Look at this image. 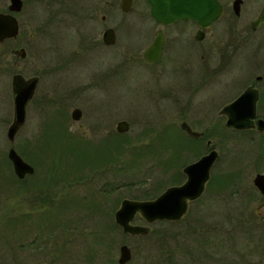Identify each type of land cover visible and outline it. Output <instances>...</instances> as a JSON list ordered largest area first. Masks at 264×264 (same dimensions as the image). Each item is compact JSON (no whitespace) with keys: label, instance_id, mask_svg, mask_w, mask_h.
<instances>
[{"label":"rangeland","instance_id":"obj_1","mask_svg":"<svg viewBox=\"0 0 264 264\" xmlns=\"http://www.w3.org/2000/svg\"><path fill=\"white\" fill-rule=\"evenodd\" d=\"M120 1L26 0L23 33L29 37L35 30V41L30 38L24 41L27 56L20 61L19 72L25 76L41 73L44 81L38 89L37 103L29 108L25 127L11 142L7 131L13 121L14 70L3 72L0 264H100L99 260L119 264L120 246L124 243L133 251L128 264L256 262L259 260L256 231L252 230L251 240L240 222L237 203L240 196L230 193L227 183L241 179L252 184L258 166L250 153H255L260 144L250 141H257L258 134L220 130L224 121L218 115L249 82H256V76L264 74V30L253 33L248 40L245 38V26L258 14L264 0H246L239 16L232 7L234 0H221L225 12L205 40V44L208 40L215 42L210 59L209 56L202 59L199 52L200 68L209 59L219 70L200 90L199 100L191 105L196 115L192 110L188 114L194 129L206 131L203 140L189 137L181 129L182 120L172 117L171 111L181 106L153 96L154 90L169 83L186 86L197 76L198 64L190 62L194 66L191 70L168 81L156 80L143 64H133L140 60L137 53L141 56L161 26L151 16L148 0H135L130 13L121 10ZM109 27L115 29L117 39L113 46L106 47L102 36ZM177 27L182 29L184 24ZM172 32L170 35L176 36L180 30ZM184 35L189 37L190 30ZM170 42L168 50H173ZM176 46L181 60L182 56L188 58V52L195 53L186 43ZM51 91L56 98L67 100L59 107L68 118L67 124L60 109L39 105V99ZM87 101L96 108H90ZM77 106L87 108L90 116L85 113L80 121L71 119ZM117 118L130 123L125 136L118 135L125 142L122 149L112 148L118 139L115 136L113 141V135H109L108 140L99 141L94 148L82 143L78 152L66 151L71 143L65 137L66 129L74 136L101 122L102 132H112ZM215 127L219 131L210 137L209 129L213 131ZM209 138L214 139L221 157L205 193L191 204L183 221L169 229L152 225L157 232L150 236L124 234L115 223V212L122 200L153 199L169 186L183 183L184 166L208 153ZM12 146L36 166V174L29 179L31 184L37 182V188L43 189L49 182L48 169H53L52 184L45 186L51 192L44 190L53 197L51 207L32 214V198L21 197L19 178L8 158ZM100 147L106 152L103 158L97 155ZM137 223L144 222L138 219ZM221 226L224 230L219 232L216 244L212 234ZM162 233H171L167 241L161 242ZM202 239L206 244H201ZM248 248L252 255L246 253Z\"/></svg>","mask_w":264,"mask_h":264},{"label":"flooded vegetation","instance_id":"obj_2","mask_svg":"<svg viewBox=\"0 0 264 264\" xmlns=\"http://www.w3.org/2000/svg\"><path fill=\"white\" fill-rule=\"evenodd\" d=\"M245 1L246 0H242V2H241V10H240V13L237 14L238 16L242 12V6L245 4ZM11 5H12L11 0H0V13L11 14L12 16L15 17V19L17 21V25H18V31H17V34L15 36L6 37L2 41H0V136L2 139H3V88H2L3 87L2 86L3 72L7 74L8 72L14 70V73H13L12 79H11L12 81H13V77L16 74H22L23 76H25L23 73L19 72V70H20L19 69V63H20V61H22V59H25L27 56V49L24 46V41H28L29 38L32 41H35V30L33 33H31L29 35V37H27V34L23 33L22 14H23V11L26 7V0H22V7L20 10H17V11L12 10ZM223 5H224V11H223V14H224L226 8H225L224 3H223ZM232 7H233V5H232ZM263 8H264V4L260 8V10L258 11V14L250 21V24H249V22L246 24L245 31L247 34H245V38L247 40L251 38L253 33L258 34V32L260 33L261 30H264V21H260L259 23H256L261 12H262V10H263ZM103 18L105 19V16ZM221 18H222V16L218 20L213 22L210 26L205 27V28L201 27L199 23H197L193 20H180V21H176V22L171 23V24H162V23H159L157 20L154 19V21L158 25H160L161 27H159L157 29L155 37L153 38L151 43L148 46H146V48L141 52V56L139 53H137V57L140 58V60H137V62L135 61L133 64H143L144 66H146L148 68V70L152 73V76H154L156 80H158V78H161V79H165L167 81L171 80L173 77L175 78L178 73L184 75L188 70H191V68H193L194 66L190 65V64H192L190 62H196L198 64V68H200L199 52H201L202 59H206V56H209V59H210L211 52H213L212 49L214 50L215 42L213 40H208L207 43L205 44V40H207L209 37V36L207 37L209 30ZM182 23L184 24V27H182V29H179L178 27H181L183 25H179L178 27H177V25L182 24ZM160 30H162L164 32V36H165V44H164L163 52L161 54V58L157 62H149L145 58V50L153 43L154 39L156 38V36ZM179 30H180L179 35H176V36L170 35L172 31L176 33V31H179ZM187 30L188 31L190 30V36H191V33L194 34L193 39H191L190 36L186 37V35H184V33ZM170 38H173V41H171ZM253 38H255V35L253 36ZM102 41L106 45V47H110V46H113L115 44V43L111 44V45L106 44L104 41V33L102 36ZM170 41L172 42L173 50H168V46H170L168 44ZM188 41H189V43H188ZM179 43H186L187 47H192L194 49L195 53L193 54L191 52H188L190 56L188 55V58H184L182 56V60H181L179 57V53H180L179 48L176 46V44H179ZM191 56L194 58H191ZM209 59H208V61H206L205 65H203V67L200 68L197 76L192 81H189V83L186 86H181V87L178 85L173 86L171 83H169V85L166 84V85L160 86L158 89L153 91V96L159 97L165 101H169L170 103H173V105H175L176 107L181 106L180 108L178 107V108H175L171 111V113H173L172 117H174L175 120L181 119L182 122H188L189 123L191 121V120H189V117H188L189 112H191V110H192V114H195V108L193 109L192 106H194L195 103L197 102V100H199L198 95L200 93V90H202L205 87V85H207L210 82V80L213 79L216 71L219 70V69L216 70L211 65L212 63ZM161 65H162V67H161ZM117 70H118V68H117ZM114 71L115 70H111V72H114ZM34 76L37 77L39 80L38 81V87H37L36 93L34 95V98L30 102V104L28 105L26 123L28 121L29 108L34 102L37 101L36 99L38 96V89H39L41 83L44 81V76L41 73H36V74L30 75V76H25V77L30 78V77H34ZM12 81H11V88H12ZM248 88H253L258 93L257 110H256L257 114H256V117L254 118V125L252 127L245 128V129H237V128H234V127L227 124L230 116L228 114H222L221 109L225 105H227V104L233 102L235 99H237ZM183 98H185L184 101H183ZM13 100H14V96H13ZM66 103H67L66 99L56 98V96L53 95L52 91H51V93L50 92L45 93L44 97L39 99V105L48 106L50 109L55 108V109L61 110V108H59V107L64 106ZM87 103L89 104L90 108H92V109L96 108L95 104H92L91 101H87ZM225 105L220 109L219 115H218L219 119L222 118L224 121V125L221 124L219 126L220 130L221 129L227 130L228 132L234 133V134L235 133H243V134H251V135H253V134L256 135V133L258 134V140L257 141L255 139L250 141L251 143L253 141H255L256 144H260L257 147L255 153H250L251 157H252L251 158L252 161L255 162L258 166L257 173L255 174L254 178L252 179V184L249 185L248 181H243L241 179H238L237 181L235 180L234 182L231 180L232 182L230 181V183H227L228 184L227 190L228 189L230 190V188H231L230 193L234 194L236 197L240 196L239 201H237V203L239 205V207H238L239 210L238 209L237 210L240 214L239 216H241L240 217L241 223L244 225V228H247L246 230L248 231L247 233L249 234L251 240L254 239V234L252 233V230L256 231V237H257L256 240H257V249H258L257 253L259 256V260H256V262H254V263L251 261L250 264H264V192L255 184V177L258 174L264 175V129L261 130L259 127V124H258L260 119L264 120V74L263 75H257L256 76V82H249L246 85V87L240 92V94L238 96H236L234 99H232L231 101H229ZM183 106H186V107H183ZM77 108H79L82 112L80 119H74V117H73V111ZM44 110L45 109L43 108V112H44ZM61 111L63 113V116L65 117V115H64L65 113L63 112V109ZM85 113L87 114V116H90L88 114L87 108L86 109L84 108V110H83L82 108L77 106L72 110L71 119H73L74 121H80L84 115L86 116ZM115 115L116 114H114V116ZM167 116H170V114L166 115L164 118H167ZM13 118H14V108H13ZM64 119H65V124H67L66 122H67L68 118L65 117ZM116 121H117L116 129L112 132L109 130H107L106 132H102V130H100L101 129V127H100L101 122H99V123H97L98 125L94 124L95 126L94 125L91 126L92 129L85 131L84 134H81V133L77 134L76 133V134H74V136H78L79 138H81L85 146L88 144H91L92 145V146H90L91 148H94L95 145L97 146L98 142L101 140H108L109 135H113V136H111V139H113V141H114V137L116 136V139H118V134L121 133L118 131V125H119L120 121H118V118ZM87 122H88V120H87ZM26 123H25V125H26ZM25 125H24V127H25ZM81 126H84V124H81ZM113 127H114V123L112 122V128ZM23 128L21 130H23ZM86 129H88V127H86ZM181 129H182V127H181ZM129 130H130V123H129ZM211 130H212V128L209 129V132H208V135H210V137L214 136L216 131L217 132L219 131L218 128L216 129V127L214 128L213 131H211ZM183 131H185V130H183ZM202 131H204V130H202ZM212 132H213V134L211 135L210 133H212ZM68 133H70V132L68 131ZM104 133H106L105 136H104ZM205 133H206V131H205ZM224 134H225V131H224ZM70 135H72V134H70ZM205 136H206V134L203 137L196 138V139L203 140L205 138ZM225 136H226V134H225ZM193 138H195V137H193ZM118 140L116 142V145H114V143H113L112 148H114V146L118 147V142H119ZM214 142H215L214 139H212V138L208 139L207 145L209 146V151L212 149H216ZM255 143H253V144L255 145ZM103 147H100V149H99V150H101L102 155L104 153H106ZM0 154L3 155V148H0ZM220 157H221V153H220ZM25 160L28 161L27 159H25ZM33 166L35 168V172L33 174H27L26 177L23 179L19 178V184H20L19 190L21 193V197L23 199L24 198H26V199L32 198L31 200H33V202H32L33 208L31 210L32 214H34V212H37L38 210L43 209L45 207H51V204L53 203V200H51V198L53 199L52 195L49 193L45 194V192H44V190H47V189H48V192H51L50 188L47 187V189H46L45 186L46 185L49 186V184H52L53 169L52 168L48 169V174L46 177L49 179V182L45 186L43 185V189L42 188L39 189V188H37L38 187L37 182L33 181L32 182L33 184L30 183L29 178L31 176L34 177V175L37 172L36 166L35 165H33ZM44 182H45V180H44ZM218 187H220V186H218ZM27 190H28V192H26ZM36 190L39 192H37ZM29 192L32 194H30ZM27 193H29V194H27ZM23 212L21 211V213H23ZM28 212H30V211H28ZM124 234H126V233L124 232ZM128 235H130V234H128ZM252 236H253V238H252ZM251 251L252 250H249V248H248V251L246 253L252 255V253H250ZM104 262L107 264V262H110V261L108 260V261H104ZM104 262L102 260L101 261L99 260L100 264H104ZM118 262H119V259H118ZM42 263H45V262H42ZM42 263H39V264H42Z\"/></svg>","mask_w":264,"mask_h":264},{"label":"water","instance_id":"obj_3","mask_svg":"<svg viewBox=\"0 0 264 264\" xmlns=\"http://www.w3.org/2000/svg\"><path fill=\"white\" fill-rule=\"evenodd\" d=\"M11 9L20 10L22 0H11ZM135 0H121L120 8L124 13H130L134 8ZM150 12L155 20L162 24H171L180 20H193L205 28L218 20L224 11V5L220 0H149ZM242 0H235L233 8L236 14L240 13ZM264 21V8L256 23ZM18 31L17 21L11 14L0 13V41L6 37L15 36ZM117 36L113 27L104 32L106 44H114ZM165 44L164 32L160 30L153 43L145 50V58L149 62H157L161 58ZM38 78H26L22 74H16L12 81L14 96V118L10 124L7 136L11 142H15L18 133L24 127L27 118V108L38 87ZM258 93L253 88L246 89L237 99L225 105L221 109L222 114H228V125L245 129L254 125L256 117ZM81 110L73 111L74 119H80ZM259 127L264 129V120L260 119ZM181 127L190 136L201 138L205 131L194 129L188 122H182ZM129 130L127 120H121L118 131L123 133ZM8 157L18 178L23 179L27 174L35 172L34 166L26 161L17 149L12 146ZM220 159V152L212 149L202 155L198 160L184 166L183 172L186 179L183 183L171 185L153 199L140 200L125 198L115 212V221L126 234L133 236L148 235L152 231V224L158 221L178 222L186 217L190 205L198 200L206 191L211 179L212 170ZM255 184L264 192V175L255 177ZM140 217L144 223H137ZM133 258V251L128 244L120 247L119 263L127 264ZM46 264V263H42Z\"/></svg>","mask_w":264,"mask_h":264},{"label":"trees","instance_id":"obj_4","mask_svg":"<svg viewBox=\"0 0 264 264\" xmlns=\"http://www.w3.org/2000/svg\"><path fill=\"white\" fill-rule=\"evenodd\" d=\"M66 131H67V129H66ZM120 137H122V136H125V134L124 133H120V134H118ZM65 137H66V139H68L69 138V141L71 142V143H73L72 145H71V143H70V146L69 147H66V151L69 149V151H72V152H78L79 151V149L81 150V144L83 143V141H82V139L81 138H79L78 136H70V134L68 133V131H67V135H65ZM189 137H191V136H189ZM191 138H193V137H191ZM118 146L119 147H121V149L124 147V141L122 140V139H120L119 137H118ZM193 139H196V138H193ZM84 144V143H83ZM102 152H101V150H99V152L97 153V155L98 156H101L102 158L104 157V155H102L101 154ZM8 160V159H7ZM102 161H103V159H102ZM9 163H10V161H9ZM216 178V177H215ZM210 186H211V184H210ZM219 186H221V184L219 185ZM148 194H150V193H147L146 195H148ZM147 196H145V197H143V198H146ZM240 220V219H239ZM183 220H181V221H178V222H167V221H158V222H155V224H152L153 226H155V227H158V228H166V229H169L170 227L172 228V227H175L176 225H178L179 223H181ZM240 222H241V220H240ZM227 224V223H226ZM242 224V223H241ZM194 225V224H193ZM116 226H118L117 224H116ZM218 226H219V224H218ZM119 227V226H118ZM191 227V226H190ZM189 228V227H188ZM222 228H224L223 226H221V230L218 228H216V229H214V231H213V238H214V240H215V238H216V240H215V242H216V244H219L218 243V240H219V238H218V234H219V232L220 231H223L224 229H222ZM119 229H121L120 227H119ZM194 230L196 229V227H194L193 228ZM157 232V229H155V228H153L152 229V231H151V233H149L147 236H150L152 233H156ZM197 232V231H196ZM169 234H171V233H167L166 235H165V233H162V235L160 236V240H161V242H164V241H167V238H168V236H169ZM146 236V235H145ZM202 237H205V235L203 234V236ZM203 241V242H202ZM202 241H201V244H203V243H205L206 244V241L205 240H203L202 239ZM209 242V241H208ZM207 242V243H208ZM212 242H213V240H212ZM213 262H215L216 263V260H214Z\"/></svg>","mask_w":264,"mask_h":264}]
</instances>
